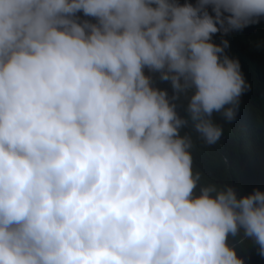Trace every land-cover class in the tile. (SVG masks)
I'll return each instance as SVG.
<instances>
[{
  "label": "clouds",
  "instance_id": "clouds-1",
  "mask_svg": "<svg viewBox=\"0 0 264 264\" xmlns=\"http://www.w3.org/2000/svg\"><path fill=\"white\" fill-rule=\"evenodd\" d=\"M245 113L264 0H0V264H244L238 233L264 258V191L193 170Z\"/></svg>",
  "mask_w": 264,
  "mask_h": 264
},
{
  "label": "trees",
  "instance_id": "trees-1",
  "mask_svg": "<svg viewBox=\"0 0 264 264\" xmlns=\"http://www.w3.org/2000/svg\"><path fill=\"white\" fill-rule=\"evenodd\" d=\"M145 73H149L147 69ZM158 80L153 86L164 90L167 95L172 92L169 82H161L158 73H151ZM213 121L220 124L222 134L215 146H203L194 137L195 157L193 170L201 173L202 181L217 184L229 182L237 188L238 196L251 193L252 189L264 191V128L249 113L235 116L231 122L213 114ZM241 234H237L239 238ZM237 238H229V244L236 248V255L244 264H264L255 251L256 246L245 240L237 244Z\"/></svg>",
  "mask_w": 264,
  "mask_h": 264
},
{
  "label": "bare ground",
  "instance_id": "bare-ground-1",
  "mask_svg": "<svg viewBox=\"0 0 264 264\" xmlns=\"http://www.w3.org/2000/svg\"><path fill=\"white\" fill-rule=\"evenodd\" d=\"M197 1V0H196ZM217 37L215 38V44H219V38H218V35H216ZM243 40H244V38H240L239 39V41H238V43L237 44H235V47L240 43V42H243ZM230 45V42H228V46ZM225 55H227V56H229L231 53H229L228 51H227V49H225ZM235 55H237V53L235 52ZM161 82H163V81H161ZM180 104V100H179V102H178V105Z\"/></svg>",
  "mask_w": 264,
  "mask_h": 264
}]
</instances>
